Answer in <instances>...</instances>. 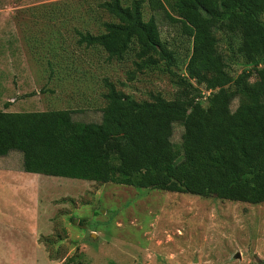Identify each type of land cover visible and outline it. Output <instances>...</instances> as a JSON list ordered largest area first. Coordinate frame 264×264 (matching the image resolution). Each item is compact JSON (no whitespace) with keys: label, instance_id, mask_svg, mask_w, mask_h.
Returning a JSON list of instances; mask_svg holds the SVG:
<instances>
[{"label":"rangeland","instance_id":"obj_1","mask_svg":"<svg viewBox=\"0 0 264 264\" xmlns=\"http://www.w3.org/2000/svg\"><path fill=\"white\" fill-rule=\"evenodd\" d=\"M103 0H0V110L70 109L76 121H99L104 80L128 97L171 99L184 76L190 41L176 23L154 16L173 63L138 70L132 52L107 59L76 43L111 19ZM127 1V0H126ZM264 22V14L261 16ZM224 53L229 52L220 43ZM264 61V58L260 62ZM49 62V64H48ZM232 75L244 67L228 61ZM253 78L251 77L250 80ZM205 94L202 86H198ZM201 105H206L202 95ZM237 104L230 103L232 110ZM182 127L172 125L177 145ZM21 153L0 156V264H262L264 201L249 203L28 173Z\"/></svg>","mask_w":264,"mask_h":264},{"label":"trees","instance_id":"obj_2","mask_svg":"<svg viewBox=\"0 0 264 264\" xmlns=\"http://www.w3.org/2000/svg\"><path fill=\"white\" fill-rule=\"evenodd\" d=\"M144 2L190 41L174 96L135 100L104 80L96 122L73 120L70 109L0 110V156L19 151L28 173L264 201V0H103L98 7L111 19L100 32L77 31L76 43L100 48L107 59L132 52L138 70L157 59L172 65L154 16L143 18ZM233 56L245 64L234 75ZM174 122L182 127L177 145Z\"/></svg>","mask_w":264,"mask_h":264},{"label":"water","instance_id":"obj_3","mask_svg":"<svg viewBox=\"0 0 264 264\" xmlns=\"http://www.w3.org/2000/svg\"><path fill=\"white\" fill-rule=\"evenodd\" d=\"M262 264H264V260L262 261Z\"/></svg>","mask_w":264,"mask_h":264}]
</instances>
